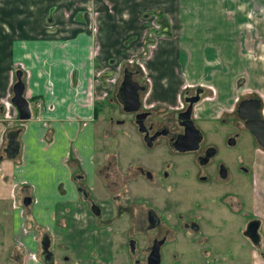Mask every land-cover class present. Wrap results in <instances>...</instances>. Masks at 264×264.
Wrapping results in <instances>:
<instances>
[{"label": "crops", "instance_id": "0c3cea01", "mask_svg": "<svg viewBox=\"0 0 264 264\" xmlns=\"http://www.w3.org/2000/svg\"><path fill=\"white\" fill-rule=\"evenodd\" d=\"M181 1L188 6H182ZM246 1L0 0V105L10 98L14 71L19 69L23 96L30 110L26 120L18 119L11 104L0 113V221L5 231L0 238L8 235L37 253L40 237L48 236L40 228L44 226L41 217H46L70 234L73 252H81L79 244L87 237L85 225L90 219L84 216L85 205L77 199L76 188L94 181L95 118L99 103L117 84L133 51L139 56L143 54L144 33L140 32L146 26V16L154 11L159 13L162 22L168 23L166 30L171 37L159 40L149 55L142 57L144 65L140 64L149 78L145 98L171 106L176 103L178 89L193 83H187L178 61L180 50L183 52L179 40L184 38L191 43L193 38L187 29L203 27L200 38H217L215 44L222 41L223 45L233 46L240 58L259 61L246 52L242 55L241 47L264 44V0ZM194 12L208 17L204 22L201 18H188ZM191 61L186 54L185 63ZM252 67L256 65L252 63ZM261 67L264 70L262 64ZM259 79L260 88L264 76ZM226 104L230 107V97L221 105ZM11 129H18L19 150L13 159H7L3 149L5 134ZM255 154L258 157L252 180L258 199L253 203L259 208L258 227L262 232L257 233L256 242L245 241L249 259L232 264H264V199L258 194L264 195V151L256 149ZM11 195L29 198L23 214L11 206ZM22 218L27 232L20 229ZM103 234L97 237V246L109 255L108 237ZM102 244L107 245L103 248ZM227 261L224 258V264ZM27 264L35 263L28 260Z\"/></svg>", "mask_w": 264, "mask_h": 264}, {"label": "rangeland", "instance_id": "374dc122", "mask_svg": "<svg viewBox=\"0 0 264 264\" xmlns=\"http://www.w3.org/2000/svg\"><path fill=\"white\" fill-rule=\"evenodd\" d=\"M181 5L188 6L183 1ZM187 16L201 18L202 22L208 17L205 14L197 15L195 12ZM162 21L159 13L155 11L146 16L144 21L146 26L140 32V35L144 33V45L140 47L143 54L136 55L134 50L125 64L128 70L136 72L137 79L143 81L146 87L149 78L145 69L141 67L142 57L148 56L159 40L171 37V32L168 33L166 30L168 23L164 24ZM202 28L187 29L188 34L192 32L193 38L191 43L184 38L179 40L183 52L180 50L178 61L187 83L193 82L186 85V88L201 84L204 87L202 98H211V101L202 100L194 106L196 115L197 109H200L199 117L195 116L194 123L203 135V144L216 147L213 160L221 161L228 168L229 174L225 180L213 174L209 180L200 182L197 173L203 174L205 171L201 169L197 171L193 165L183 161L184 157L178 160L174 170L177 186L172 191L166 187L158 190L157 202L162 216L158 232L167 233L160 248L162 264H224V258L228 260L225 264H232L237 260L247 261L250 255L245 245L246 242L247 244L253 242L247 235L243 238L238 228H245L250 217L258 221L260 217L259 208L253 203L257 198V188L254 187L252 180L255 171L253 166L256 164L254 161L258 157L255 154L257 146L237 118L235 104L232 108L229 104L228 106L221 104L229 97L231 103L234 99H241L247 95L258 94L264 97V85L259 88V78L264 76L261 67V64L264 66V44H255L253 47L242 46V55L246 52L251 59L256 58L259 61L244 60L235 53L233 46L223 45L222 41L215 44L217 38H200ZM203 42H207L206 45H203ZM257 49L260 51L255 55ZM186 54L190 55L191 63H185ZM252 63L256 67H252ZM120 78L121 72L113 90L105 96L104 101L99 103V112L95 118L94 181L90 185L86 184V187L76 188L77 199L82 200L85 205L84 216L90 219L85 225L87 237L82 238V243L79 244L81 252L77 253L78 255L73 252L74 245H71L73 243L70 234L56 225L53 220L41 217L44 226L39 227L52 241L50 250L54 252V264H134L135 259L142 260L143 252L154 235L153 232H144V222L141 221L142 208L139 199L144 189L141 179H138L134 185L135 198L138 201L130 204L129 200L125 199L128 188L126 184V176L129 172L128 155L131 150L140 154L142 146L136 133L133 132L130 115L121 111L114 97ZM180 90L181 88L178 89L176 98L178 94L180 96ZM143 98L146 107L154 103L149 97ZM177 104L176 102L174 105ZM156 105L163 110V105ZM116 120H122L123 123H115ZM234 133H237L234 145L228 146L225 144V138L233 136ZM106 166L108 169H105ZM258 175L259 173L257 178ZM13 186L11 185L12 188ZM81 191H84L85 195H82ZM258 194L264 199L262 192ZM90 202L98 204L101 208L99 216H94L90 212ZM10 203L12 207L18 208L21 214L28 204H24L23 199L15 198L13 195L10 196ZM224 203H228L229 206L226 207ZM64 217L68 224L67 214ZM185 219L198 222L200 232L194 233L189 227L184 228L182 222ZM2 226L3 222L0 221V234L5 233L1 229ZM20 229L22 232L28 231L23 218ZM259 231L262 232V229L258 227V234ZM34 232L36 233L35 230ZM103 232L108 237L106 243L109 244V255L107 252L103 253L97 246V237L100 238ZM37 236L39 237L40 233ZM2 238H0V264H27L28 260L41 264L38 259L39 248L37 253L31 252L8 235ZM128 239H133L135 242L132 254L127 248ZM105 245L102 247L105 248ZM220 255L224 257L221 258Z\"/></svg>", "mask_w": 264, "mask_h": 264}, {"label": "flooded vegetation", "instance_id": "af4514ba", "mask_svg": "<svg viewBox=\"0 0 264 264\" xmlns=\"http://www.w3.org/2000/svg\"><path fill=\"white\" fill-rule=\"evenodd\" d=\"M129 72L131 74V78L143 87L142 90H138V98H139L140 105H139V108L135 112H129V113L123 112L120 104H119V108L121 109L123 113L130 115L131 126L133 129V132L136 133L142 148H140L141 150L140 154H137L135 151L131 150L128 155L129 172L126 176V184L128 185V188L126 190L125 199L129 200L130 204L138 201L135 198L134 185L136 184L138 179H141L142 183L144 184V189L142 191L141 198L139 199L141 201L139 203L142 208L140 210L141 221L144 222L143 224L145 226L144 232L145 233L153 232L154 234L151 237L150 243L147 246L146 250L143 252L142 260L135 259L133 262L134 264H138V262L139 264H146L147 257L149 255V251H150V248L153 242L160 240L161 243L158 247L159 258H158L157 264H162V254L160 252V248L165 241V237L167 233L165 234L164 231L160 233L158 232L159 231L158 228L162 221V216L159 211V203L157 202L158 200L157 198H159L158 190L165 189V187L171 191L175 189V187L177 186V180L174 178V170L177 166L178 160L184 157L183 161L185 163L187 162L191 166L193 165V167H195L197 171L200 169L202 171H205V173L203 174L197 173V179L200 182H205L209 180L211 175L213 174L219 177V179L225 180L229 173H228V168L221 161L213 160L214 156L216 155L217 149L213 145L203 144V135L199 130L198 131L200 132L201 136L197 142L196 149H188V150L180 151L175 146L176 139L178 138L179 135H182L184 132L185 127L183 123L185 119L184 117H181V114L182 112H184L186 107L189 105V100L193 97H197L196 101L190 105V113L188 117L193 122L195 127L196 125L194 123V119L196 116V112H195L194 106H196V104H198L202 100L211 101L210 97L202 98V95L204 93L203 85L194 84L187 88L182 87L180 90L181 97L178 94L176 98V102L178 103L177 106L167 105V106H163L164 108L163 110H161V108L158 107V105H156L155 103H150L149 105H147L148 107L144 106L143 97H145L148 91L146 84L143 81H140L137 79L136 72L132 70H129ZM116 91L114 92V95ZM244 98H255L259 100V106L257 108V112L259 114V117L264 119V112H263L264 97L263 95H260V96L258 94L257 96L247 95L246 97H243L241 99H244ZM241 99H234L233 103H231L230 105V108H232L234 104L236 108L237 103ZM136 113H143V115L139 118L141 121V125H142V132H139L137 130L138 126L135 123ZM109 120L111 122L112 120L111 117ZM239 120L241 121V125L243 129L249 134V132L244 127L243 120L242 119H239ZM115 123L122 124L123 122L122 120H116ZM236 136H237V133H234L233 136L226 137L225 144H227V140L229 138H232L234 140ZM249 136L251 137L253 143L255 144L252 136L250 134ZM233 145H228V146H233ZM209 147H213L214 152L212 153V155H209L204 162H200L205 157L206 152L208 151ZM257 149H261V148L257 146ZM220 166H222L223 168V176H220V173H219ZM105 169H108V167L106 166ZM240 169L244 170L241 167ZM81 193L85 195L84 191H81ZM91 203L93 202H90L89 210H90ZM224 205L226 207L229 206L228 203H224ZM238 205L240 206L239 202H238ZM98 208H99V213L97 214V216L101 214V208L99 207V205H98ZM178 215L184 216L182 214H178ZM250 220L258 221V219L250 217L249 220L245 224V228L244 227L241 229L238 228V231L242 235H247L246 225ZM182 226L184 228L189 227L191 231L194 233L200 232V229H199L200 225L198 222L194 220L188 219L187 221L185 219L182 222ZM258 226H259V221H258ZM258 226H257V229H258ZM130 242H133V251H130L129 249ZM126 244H127V248L129 252L132 254L134 252V247H135L134 240L128 239ZM49 248H50V240H49ZM53 259H54V253H53Z\"/></svg>", "mask_w": 264, "mask_h": 264}, {"label": "water", "instance_id": "95a60500", "mask_svg": "<svg viewBox=\"0 0 264 264\" xmlns=\"http://www.w3.org/2000/svg\"><path fill=\"white\" fill-rule=\"evenodd\" d=\"M15 80L11 85V96L9 102L14 106L17 111V117L19 120H26L30 117V110L28 106L27 99L23 96L24 84L21 80V71L16 69L14 71ZM143 87L139 85L135 80L131 78V74L127 68L122 69L121 78L117 91L115 93L116 101L121 105V109L125 113L135 112L140 105L138 98V90H142ZM197 97H193L189 100V105L186 107L184 112H182L181 117H184V132L179 135L175 141V146L178 150H188L196 149L197 142L200 139V132L194 126L193 122L188 118L190 113V105L195 102ZM259 106V100L255 98H244L241 99L235 108V113L239 119L243 120L244 127L249 132V134L254 139L255 144L264 150V119L259 117L257 108ZM3 112V106L0 105V113ZM143 113L135 114V123L138 126L137 130L142 132V125L140 117ZM18 129L8 130L5 134L6 143L3 149L4 157L7 159H13L19 150V143L16 139ZM187 144V145H185ZM228 145H233L234 140L229 138L227 140ZM214 152L213 147H209L206 152L205 157L200 161L204 162L209 155ZM220 176H223V168L220 166ZM29 202L28 197L23 198V203L27 204ZM90 212L97 215L99 213V208L96 204L91 203ZM257 220H250L246 225V234L252 242H256L257 235ZM161 241H154L149 255L147 257L146 264H157L159 253L158 247ZM130 251H133V242L129 243ZM39 260L42 264H52L53 263V253L49 249V239L46 234H43L39 240Z\"/></svg>", "mask_w": 264, "mask_h": 264}, {"label": "built area", "instance_id": "2783aa9c", "mask_svg": "<svg viewBox=\"0 0 264 264\" xmlns=\"http://www.w3.org/2000/svg\"><path fill=\"white\" fill-rule=\"evenodd\" d=\"M8 104H11V103L9 102V99H7V102H6V103L2 104V106H3V112H4V110H5L6 105H8ZM11 105H12V104H11ZM4 106H5V107H4Z\"/></svg>", "mask_w": 264, "mask_h": 264}]
</instances>
